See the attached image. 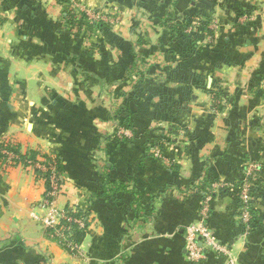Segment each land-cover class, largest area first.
<instances>
[{
    "label": "crops",
    "instance_id": "obj_1",
    "mask_svg": "<svg viewBox=\"0 0 264 264\" xmlns=\"http://www.w3.org/2000/svg\"><path fill=\"white\" fill-rule=\"evenodd\" d=\"M13 1L19 12L0 20V146L6 142L20 155L33 154L47 165L55 161L62 187L54 206L80 214L89 225L73 235L77 250L63 247L42 223L48 212L42 207L48 190L45 173L0 160V264H225L228 260L264 264V82L244 76L262 47L259 43L253 51L246 50L248 44L264 38V29L237 31L230 29V15L218 17L219 31L227 36L222 64L234 61L221 69H228L227 83L215 82L220 76L218 66L190 68L195 73L192 81L182 78L183 66L178 71L181 78H174L177 73L159 76L172 62L165 58L169 54L154 48L164 60L153 66L155 73L148 78L151 99L170 92L185 97H165L142 110L138 106L142 102L134 101L129 115L135 130L126 129L124 135L130 142L116 144L108 139L115 133L112 110L122 100L108 90L119 71H126L128 61L89 63L80 58L77 41L58 33L55 1ZM74 1L82 6L90 3ZM176 1L180 14L189 6H199L190 0ZM46 3L50 10L44 8ZM225 3L219 0L224 10L237 5ZM37 6L42 15L35 13ZM119 51L114 53L117 61ZM172 82L174 87L168 88ZM222 82L230 106L207 127L206 119L213 116L202 99ZM190 87L191 103H187ZM164 106L173 107L165 118L178 121L169 122L160 138L152 136L167 161L146 156V140L153 132L149 127H154L151 120L167 113ZM139 112L144 113V121H138ZM141 124L148 125L142 128ZM145 128L150 131L144 132ZM250 163L258 167L256 178L244 180ZM106 174L127 190L103 195ZM205 177L217 181L216 195L207 206L208 218L203 220V188L194 190V185ZM254 178L249 202L257 221L247 224L238 190ZM222 188L226 191L219 192ZM203 221L228 253L207 249L203 259L193 262L185 253L187 230Z\"/></svg>",
    "mask_w": 264,
    "mask_h": 264
},
{
    "label": "rangeland",
    "instance_id": "obj_2",
    "mask_svg": "<svg viewBox=\"0 0 264 264\" xmlns=\"http://www.w3.org/2000/svg\"><path fill=\"white\" fill-rule=\"evenodd\" d=\"M53 1H55L56 6L59 8L58 29L59 27L65 29L63 32H60V34L63 36H70L69 38L72 41L78 42L77 46L80 58H86V60H89V63H99L101 65H107L108 62L110 64L121 61L125 63L127 60V70L132 65L135 57L139 58L140 56V59H137L142 66L140 72L143 81L140 82V84L136 83L137 88H139L138 90H133L131 86L126 89L129 95L135 94L136 99L127 101L126 97H118V99L120 98L122 100V105H126L128 111H130L129 108L133 106L134 101L137 100L138 103L142 102L138 105L142 110L144 106L152 108L153 101H164L165 97L169 99V97L173 96H175V100L178 95V93L175 94L173 92H170V95H164L165 97L154 94V97L151 99L147 81L148 78L150 79L153 73H155L153 66L157 62H163L162 60H164L163 55H156L154 53L157 52L154 48L157 49L160 54H169V56L165 58H169V61L172 62L171 64L168 62L166 66H169V68L164 71V73H159V76L167 74L168 77H172V74L177 73L178 75H175L174 78H181L179 77L178 71L179 67L183 66L185 76L182 78L191 79L192 81V77L195 76V73H193L190 68H208L209 66L215 68L218 66L216 70L219 68L220 76H216L217 80L215 82H221L223 80L227 83L226 81H230L231 76L228 75L227 68H224L222 71L221 69L224 65L229 66L234 64V61L230 64H222L225 56V49L223 47L227 36L225 37L224 35L226 34L223 33V35L221 34L222 32L219 31L218 17L225 15V13L230 15L233 18V21L230 22L232 23L230 29L234 28L237 31L258 29L262 32V29H264V0H221L224 4H226L225 2L237 4L235 7L229 6V8H226L228 10H224V8L221 7L222 4H219V0H211L210 4L214 1V5H205L209 0H190L191 5L195 3L199 6H189V10L184 14L178 12L175 6L178 3L176 0H89L90 3H88L87 6L78 5L74 0H67L68 2H63L62 0ZM13 2V0H0V20H5L8 16L10 17L12 13L19 12V8H16ZM172 4L173 7L171 8ZM218 4L219 6L217 7ZM44 8L48 10L49 5L46 3V7ZM34 9L36 10L35 13L40 15L43 14L42 9L38 6L34 7ZM70 11L76 14V19L79 20L78 22L72 24L63 15ZM51 13L53 14L54 11L52 10ZM259 18H261V21L257 22ZM88 24L89 26H99L96 27L97 31L93 35L89 34ZM237 42L238 40H236V43ZM239 43H241V40H239ZM259 43V46L262 47L260 50L256 51L258 59L256 62L251 59L247 67V69L252 67L259 69L254 72L252 68L248 73H245L244 76L246 79L253 77L254 80L264 82V38L257 40L256 43L250 42V44H248L247 42L249 46L246 50L251 49V51H253V46L258 47ZM166 49H170L168 51L174 54L171 55L168 51H164ZM118 51L119 59L117 61V55L114 53ZM249 52L250 51H247V53ZM112 56H114L113 61L111 60ZM159 57H162V59ZM236 65L239 64L236 63ZM240 69H242V72L244 71L243 68ZM247 69H245L246 72ZM119 72L120 76L115 80L117 83L114 82L115 84L108 90L111 91V93L113 92L112 95L116 98L117 96L115 94H118L121 88V80L126 77V71L124 69ZM159 76H157L156 80H160ZM207 77L208 76L205 78ZM219 78H221V80ZM167 80H170V78ZM213 81L214 79L210 78V87H212ZM173 85L174 82L170 83L168 88L172 89L174 87ZM116 89H118V92H116ZM192 89L193 88L190 87L189 92H187V94H189V97L187 96V103H191L190 96ZM227 95L228 93L225 92L222 82L217 83L216 88L213 87L212 91L205 94V98L203 96L204 100L202 99V102H206L207 111L215 114L213 115L211 113L213 117L211 118L209 116V118L206 119L207 127L213 126L214 119L230 106ZM177 97L183 98L185 96L180 95ZM167 98L165 100H167ZM164 109H167V113L165 111L164 116L159 115L160 118L153 122L151 120V125L154 126L149 127L150 130L153 131L150 135L152 142L153 140L155 141L156 138L152 135H156L160 138L163 129L167 130V127L170 126L169 122L178 121H173V119L167 120L165 118L169 109H173V107L171 108L168 106L166 108L164 106L162 110ZM143 112L138 113V121H144L143 119L145 116ZM163 117L164 119L162 120ZM147 121L148 119L145 123H147ZM141 125V127L144 128V126L148 124ZM121 129L123 130L122 133L120 129L116 132L118 137L127 135L129 131L126 130V128ZM157 141L160 143V139ZM162 143H165L164 139L161 141V144ZM151 149V152L154 154L153 158L167 161L168 158H164L163 152L159 149V144L157 145L155 142ZM256 171L258 172V167L250 163L244 169V180L253 178ZM256 175L254 176L255 178ZM255 178L252 183L250 181L243 182L239 185L240 188L238 190L243 209H247L249 213L250 192L253 186L252 184H256ZM212 187L215 190V185ZM244 192H248L249 197L246 203L243 198ZM202 197V207H209V202L214 196L211 194L203 196L202 194ZM77 215L81 216L78 213ZM83 218L86 219L85 222L88 227L89 220L85 217ZM87 227L85 229H87ZM72 238L73 236L69 240H72ZM62 245L66 247L64 243H62Z\"/></svg>",
    "mask_w": 264,
    "mask_h": 264
},
{
    "label": "built area",
    "instance_id": "obj_3",
    "mask_svg": "<svg viewBox=\"0 0 264 264\" xmlns=\"http://www.w3.org/2000/svg\"><path fill=\"white\" fill-rule=\"evenodd\" d=\"M7 146L6 142L3 144ZM2 153L6 155L8 162L17 163L23 167H30L40 172H44V180L48 183V190L46 192L45 199L42 207L48 210L47 215L42 218V223L46 228L50 237L58 240L61 244L71 249L77 250V245L73 240H69L77 229H85L86 222L83 217L78 216L73 211H60L55 206V200L59 196L61 191V174L58 170L57 163L55 161L45 164L27 155L22 159L19 153H15L13 150H8L6 147L2 150ZM244 202L248 200V192L243 194ZM244 218L247 224H250L251 214L247 209L244 210ZM201 217L203 220L208 218L207 206L202 207ZM201 222L197 225L190 226L187 230L185 253L190 261H199L204 258V250H212L217 254H227L228 251L223 246L219 245L212 236L209 229ZM86 226V227H85ZM85 227V228H84ZM225 264H234V261L228 260Z\"/></svg>",
    "mask_w": 264,
    "mask_h": 264
},
{
    "label": "trees",
    "instance_id": "obj_4",
    "mask_svg": "<svg viewBox=\"0 0 264 264\" xmlns=\"http://www.w3.org/2000/svg\"><path fill=\"white\" fill-rule=\"evenodd\" d=\"M63 2H68L67 0H62ZM67 20H69L70 23H75V22H78L79 20L76 19V14L72 11L70 12H67L65 14H63ZM85 16V15H84ZM88 29L90 31V35H93L94 33H96L97 31V28L96 27H99L98 25L97 26H94V25H90L88 24ZM65 29L59 27L58 29V33L60 32H63ZM138 58V57H137ZM135 57L132 65L126 70V77H124L122 80H121V88L119 90V93L118 94H115L117 97H126L127 98V101H130V100H134L136 99L135 97V94H130L127 92V88L129 86H131V88L133 90H138L139 88H137V84H140V82L143 81V78L141 77V72H140V69H142V66L139 64V61L138 59H140V56L139 58L137 59ZM148 71V70H147ZM139 81V82H138ZM117 83V82H115ZM115 88V87H114ZM116 92H118V89H116ZM113 93V92H112ZM112 121L114 123V127H115V133H114V136L112 137H109V141H113L117 144V143H122V142H130V139H128L126 136H117L116 132L119 130V128H126V129H130L133 131V129L135 130V126H134V123H133V119L130 117L129 115V111L127 110V107L126 105H117L115 107V109L112 110ZM150 130L149 128H145V131L146 133H148ZM147 144H148V150H147V153H146V156L147 157H151L153 155V153L151 152V147L155 144V141H151L150 139L149 140H146ZM7 148L8 150H13L15 151V153H19L18 150L13 147L12 145H7V146H0V160H3L6 158V155L5 154H2V151L1 149H4V148ZM32 158H36L33 154L30 155ZM22 159L26 157V155H21ZM59 170V169H58ZM60 172V170H59ZM47 176V175H45ZM217 180L215 178H207L205 177L200 183H197L194 185V190L196 189H199L200 187L203 188L202 189V192H203V196H206L208 194H211V195H216L215 192H214V189H213V185L215 184ZM103 186V195H115L116 193H119V192H125L127 190V187L126 186H123L122 183H118V182H115L113 180L110 179V177H108V175L106 174L105 175V180H103L102 184ZM226 191L224 188L220 189L219 192H224ZM254 191V187L251 188V193ZM249 211H250V214H251V219L252 220H255V222L257 221L256 219V215H255V211L252 209V207H249ZM253 216V217H252ZM254 225H256V223H253ZM252 224V227L254 228V225ZM79 231V229H77ZM77 232V231H76ZM73 240V238H72Z\"/></svg>",
    "mask_w": 264,
    "mask_h": 264
}]
</instances>
